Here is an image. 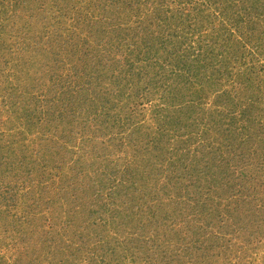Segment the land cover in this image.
<instances>
[{"label": "rangeland", "instance_id": "1", "mask_svg": "<svg viewBox=\"0 0 264 264\" xmlns=\"http://www.w3.org/2000/svg\"><path fill=\"white\" fill-rule=\"evenodd\" d=\"M229 1L0 0V264H264V0ZM215 39L238 75L189 100Z\"/></svg>", "mask_w": 264, "mask_h": 264}, {"label": "trees", "instance_id": "2", "mask_svg": "<svg viewBox=\"0 0 264 264\" xmlns=\"http://www.w3.org/2000/svg\"><path fill=\"white\" fill-rule=\"evenodd\" d=\"M232 1L233 0H230L229 3L232 2ZM15 4H17V5H15V7H17L18 6V3H15ZM66 6L67 5L57 6V7L60 9V12L62 13L64 9L67 10L66 9ZM248 19H249V15H248ZM249 23L251 25H254L255 21L252 20ZM169 25H171V23L168 24V26ZM220 25H222V22H220ZM29 26H30V24L28 25V27ZM58 26H62V22ZM63 26H65V24H63ZM255 30L256 29H253L252 31H255ZM35 36H39V35H36L35 34ZM56 38H53V40L51 42L52 43H55L56 42ZM220 41H221V44L218 43L219 42L218 39L212 40L211 43H206V44L204 43L201 46V49L200 50L198 49V53L196 54V57L193 55L194 53L192 52V53H190L191 55H189L192 58V61H189L188 63H186V62L184 63L183 66H184V68H187L186 71L188 73H191V75H193V77L196 78L195 81L191 82L192 84L190 83L191 84L190 85L191 91H190V94L188 93L189 94V97H188L189 100L191 99V96L193 94H196L197 95L198 93L199 94L196 96V98L199 99V102H206L207 99H209V92L204 89V84H205V81L204 80H206L205 78H209L211 80L212 79H216V80L222 81V82H220L221 84H223L226 81H230V80H231V82H233V81L235 82V78H236V76L238 74L236 72L234 73V71L231 70L230 67L232 65H234V63L236 62V60L233 59L234 57H231L230 56L231 55V52L229 51V49H227V50L224 51V49H226L224 40L220 39ZM218 44H220V45H218ZM260 46H262V50L261 51H258L257 48H259ZM47 47H49V45H47ZM0 48L3 49V50H6L7 52H9V54H11L13 51H15V47H14V49H12V46H10V44L6 45L2 41H0ZM35 48L38 51L37 46ZM253 50L254 51H257L259 53L263 52L264 49H263L262 43H258V44H256V46L253 45ZM28 52L29 53H32L33 56H35L34 55L35 52H34L33 48H31L30 50H28ZM223 53H226V57H223ZM109 62H111V61H109ZM228 68H229V70H228ZM118 72H119V69H118ZM118 74H120V76H121V81H122V78H124V81H125V78H126L125 75L126 74H129V68L128 69L127 68H124V69L120 70V72ZM117 77H118L117 75H114V78H117ZM198 84L200 85V90L198 91V88L196 89L197 91L193 90L194 87L196 85H198ZM218 97H219V100H215L214 101V103H216V104H218V101H220L221 99L222 100H225L226 99L225 98L226 97V91H222V94H220ZM179 99L180 100L184 99V103L186 102V97L183 94L181 95V97ZM222 100L220 101V104H224V102ZM36 102L37 101H35V103ZM36 105H38V103H36ZM39 106H41V105H39ZM41 112L42 113L39 114V115H41V118H46V117H50L51 118L52 116H55L52 113V111H51V113H49L50 111H48V110L47 111H45V110L42 111L41 110ZM218 113H220V110H219ZM105 117H108V114ZM26 118H28L30 120H34V119H32L30 117L29 114L26 115ZM32 123L33 122L31 121L30 126L32 125ZM178 123H179V120H178ZM36 126L39 127V125H37V124L36 125H32V127H36ZM161 136H163L165 138V133H162L161 132ZM164 138L161 139L162 140V143H163V147L161 145H160V147L162 149L164 148L163 149V152L165 153L168 150V146H169L170 142L167 141V145H164L166 143L163 140ZM188 142H189V140L187 141V143ZM252 143H255V144L258 143V145L256 144L257 145V146H255L256 148H251L250 147L248 149V152L247 153H248V156L252 157L251 161H253L257 157H258V159L264 160L263 155L261 156L260 155L261 153L258 150V148L259 149H264L263 148L264 147V137H262V136L261 137H258L255 141H252ZM252 153H254L253 156L251 155ZM198 171H201V170H198Z\"/></svg>", "mask_w": 264, "mask_h": 264}]
</instances>
